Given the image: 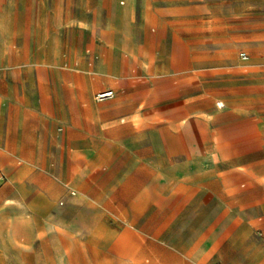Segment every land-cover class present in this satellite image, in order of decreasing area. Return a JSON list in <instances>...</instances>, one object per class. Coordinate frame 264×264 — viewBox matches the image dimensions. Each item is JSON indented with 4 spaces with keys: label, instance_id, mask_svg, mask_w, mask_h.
I'll return each instance as SVG.
<instances>
[{
    "label": "rangeland",
    "instance_id": "374dc122",
    "mask_svg": "<svg viewBox=\"0 0 264 264\" xmlns=\"http://www.w3.org/2000/svg\"><path fill=\"white\" fill-rule=\"evenodd\" d=\"M116 3L113 13L83 16L93 28L65 31L61 13L16 4L0 12V91L44 105L36 134L48 125L53 133L0 168V193L13 169L22 172L17 181L61 174L28 193L32 206L0 197V264H162L175 259L178 232L202 225L223 255L213 264H264V212L244 226L212 204L201 219L154 199L181 183L208 187L209 199L236 194L222 188L237 162L211 160L219 146L205 119L243 105L264 120V0ZM105 89L114 97L96 101ZM241 163L250 167L234 188L264 197L250 180L264 181V151Z\"/></svg>",
    "mask_w": 264,
    "mask_h": 264
},
{
    "label": "crops",
    "instance_id": "0c3cea01",
    "mask_svg": "<svg viewBox=\"0 0 264 264\" xmlns=\"http://www.w3.org/2000/svg\"><path fill=\"white\" fill-rule=\"evenodd\" d=\"M13 4H16L18 8L28 9L31 13H61V31L80 29L82 25L93 28L96 25L94 19L83 16H97L107 9L108 14L119 10L116 0H0V12L2 8H9ZM101 35L104 33L102 32ZM69 39L61 38V42H69ZM11 40L12 37L9 35L7 41ZM106 90L109 89L102 91ZM42 91L44 95H47L45 100L49 102L51 100L49 94L44 88ZM11 95L7 92V96H3L0 91V101L1 99L6 100V104L1 105L0 103V168L3 169L9 168L10 160L15 157L30 156L34 142H41L45 136L46 138L53 137L52 126L49 125L47 128L42 126L41 135L36 134L38 126L34 124L33 120L45 117L49 112L45 106L39 105L38 102L35 103L37 100L33 98L22 97L17 100ZM77 95V99H79L80 89H77ZM56 100L59 105V113H61V97ZM1 106L5 109L3 110ZM205 122L213 143L217 147L219 146V149L211 154V160L217 163H226L230 160L237 162L233 170L224 173L226 178L229 176L228 173L234 177L232 181L224 183L222 188L226 194L233 191H236V194L231 193V197L227 198L209 199L208 187L197 185V188H194L193 184L181 183L171 186L168 198L161 188L159 194L154 198L155 205H167L168 201L171 207L187 208L184 211L177 210L175 215L180 216L184 213L187 216L193 215L203 219L208 215V211L204 208L212 204L218 208L216 212L218 217L224 218L230 214L232 219L239 220L244 226H248L249 223L257 219L259 213L264 212V197L245 198L247 193L234 188V185L241 169L250 167L242 164L241 160L261 150L264 151V120L246 106L240 105L222 115L208 117ZM233 171L234 173H231ZM21 174V170L13 169L10 172L13 183L7 189L6 194L0 193V197L7 196L9 201L32 206L37 199L27 198L30 191L48 189L54 183V178L61 181V174L53 176L40 172L29 173L21 181H17L16 178H19ZM6 180L5 173L0 171V182L3 183ZM250 180L253 186L264 187V181L260 178L250 177ZM172 215L174 216L173 213ZM201 222L203 221L201 220ZM205 228V225H202L198 231L193 230L190 233V228L186 227L185 233L178 232L173 244L175 259L170 262L164 261L162 264H213L222 260V253L218 252L216 248L217 242L208 241ZM155 247L160 249V246L156 244Z\"/></svg>",
    "mask_w": 264,
    "mask_h": 264
},
{
    "label": "built area",
    "instance_id": "2783aa9c",
    "mask_svg": "<svg viewBox=\"0 0 264 264\" xmlns=\"http://www.w3.org/2000/svg\"><path fill=\"white\" fill-rule=\"evenodd\" d=\"M239 57L241 60H247L248 58L246 53H240ZM113 97H114V92L112 90H106L96 94V101L103 102ZM71 195H74V192H71Z\"/></svg>",
    "mask_w": 264,
    "mask_h": 264
}]
</instances>
